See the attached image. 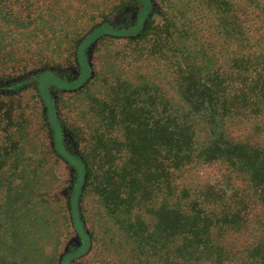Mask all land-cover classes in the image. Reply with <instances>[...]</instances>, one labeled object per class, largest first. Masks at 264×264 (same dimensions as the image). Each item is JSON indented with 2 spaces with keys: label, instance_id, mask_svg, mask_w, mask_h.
Segmentation results:
<instances>
[{
  "label": "rangeland",
  "instance_id": "obj_1",
  "mask_svg": "<svg viewBox=\"0 0 264 264\" xmlns=\"http://www.w3.org/2000/svg\"><path fill=\"white\" fill-rule=\"evenodd\" d=\"M149 1L142 18L139 0H0V264H62L70 254L69 264H218L212 251L185 248L183 237L162 233L160 159L150 171L139 166V177L129 176V166L107 191V161H93L99 151L121 156L122 174L129 148L121 117L131 106L148 112L154 105L162 115L167 105L195 124L199 144L208 143L215 134L190 111L182 79L227 74L234 56L252 47L264 56L263 2ZM139 23L133 34L103 32L83 47L89 70L79 86L48 89L66 148L89 156L96 173L76 195L78 176L55 150L39 76L48 70L80 80V48L90 35L101 27L131 32ZM244 27L252 31L249 44ZM237 123L234 138L256 132L252 118ZM220 179L217 166L202 165L179 182L194 194ZM76 200L90 247L75 224ZM250 240L246 231L233 232L228 243L235 253Z\"/></svg>",
  "mask_w": 264,
  "mask_h": 264
},
{
  "label": "trees",
  "instance_id": "obj_2",
  "mask_svg": "<svg viewBox=\"0 0 264 264\" xmlns=\"http://www.w3.org/2000/svg\"><path fill=\"white\" fill-rule=\"evenodd\" d=\"M139 1L146 6L140 15L143 18L152 6L149 0ZM248 2L256 3L257 8L259 2H263L264 7V0ZM139 28L140 23L131 32L101 27L90 35L80 48L79 60L83 68L80 80L69 82L48 70L39 76L36 91L44 108L48 109L49 133L55 142V150L74 167L78 176L76 195L96 173L92 172L89 156L75 155L66 148L63 129L48 89L50 86L76 88L85 80L89 69L81 50L97 34L109 32L127 35L137 32ZM242 30L248 34L249 44L251 28L247 30L244 27ZM3 57V62L10 64ZM187 76L182 79V96L189 103L190 111L199 115L215 134L208 143L199 144L195 124L178 120V115L170 113L167 105L162 106V115L153 109L154 105L149 106L148 112L124 106V110L128 111L123 112L121 124L128 135L129 151L121 169L122 174L116 168L117 162L124 161L121 156L112 157L105 151H99L93 162L99 159L101 162L107 161L104 183L107 191L112 182L127 177L129 166L134 167L135 171L130 172L129 176L139 177V166L143 165L150 171L160 159L162 233L167 237H183L185 248L191 245L205 253L212 251L218 264H264V56L261 50L252 47L248 52L242 50L234 56L227 74L221 75L215 71L206 80L194 74ZM251 118L256 132H247V128H244L246 135L232 137L230 129L237 128L241 124L238 121ZM114 125L111 123L107 126ZM202 165L217 166L221 179L214 184H206L199 193L192 194L191 189L182 186L179 180L182 181L183 174L192 167ZM117 197L120 198L119 195ZM72 210L75 224L87 241V247H90L91 237L84 230L77 200ZM245 231L251 240L234 253L228 243L229 234H243ZM75 255H67L62 264H69Z\"/></svg>",
  "mask_w": 264,
  "mask_h": 264
}]
</instances>
